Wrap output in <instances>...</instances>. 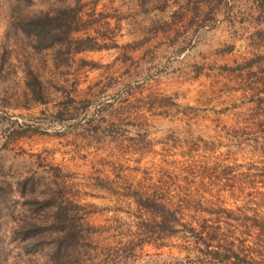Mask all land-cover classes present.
Segmentation results:
<instances>
[{
  "label": "rangeland",
  "instance_id": "374dc122",
  "mask_svg": "<svg viewBox=\"0 0 264 264\" xmlns=\"http://www.w3.org/2000/svg\"><path fill=\"white\" fill-rule=\"evenodd\" d=\"M73 2L0 0V264H54L20 238L53 194L86 226L65 264H264V0H78L100 47L67 56L12 22ZM159 187L172 231L130 197Z\"/></svg>",
  "mask_w": 264,
  "mask_h": 264
},
{
  "label": "trees",
  "instance_id": "16d2710c",
  "mask_svg": "<svg viewBox=\"0 0 264 264\" xmlns=\"http://www.w3.org/2000/svg\"><path fill=\"white\" fill-rule=\"evenodd\" d=\"M15 1L27 3L31 0ZM79 12L80 5L78 0H74L71 4H64L51 11L44 10L33 14L21 12L14 17L12 22L17 31L29 39L33 49L39 50L55 46L57 50H61L67 56L74 52L100 47L92 36H73V33L77 32L83 23ZM3 59L0 56V64ZM32 80L31 92L33 91L35 96L38 97L37 99H40L41 95H38L39 82L35 76H33ZM27 86L30 88L29 83ZM243 177L246 178L247 174H244ZM164 193L167 192L162 187H159V189L154 188L150 192L135 189L130 197L136 206L155 213L160 218L155 224L156 229L172 231L170 223L175 220L176 206L169 199L164 200ZM53 195L42 199L32 196V201L44 204L43 207L50 209L51 218L48 223H43L38 217L31 218L25 222L26 226L21 227L26 232H23L20 238L24 241L23 248L26 251H35L43 243L48 245L51 253L50 257L54 264H65L61 261L62 257L67 254V251H70L71 247L76 252L83 247V236L86 226H84L83 220L70 208V206L74 208L76 205ZM252 220L258 223L259 229H264V221H261L257 215H254ZM246 226L248 227V225ZM200 227L202 229V226ZM215 228L212 227V229ZM189 229L190 231H195L193 227ZM210 253L216 258H220L221 255L228 260L233 258L235 263V260L245 264L247 262L245 257L241 256L240 252L232 246H228L225 250H220V248L213 249L210 250Z\"/></svg>",
  "mask_w": 264,
  "mask_h": 264
}]
</instances>
